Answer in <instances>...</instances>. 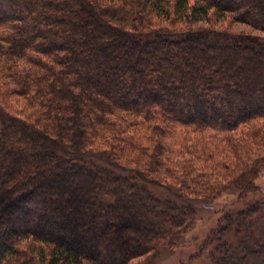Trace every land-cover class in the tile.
Returning <instances> with one entry per match:
<instances>
[{
    "label": "trees",
    "instance_id": "obj_1",
    "mask_svg": "<svg viewBox=\"0 0 264 264\" xmlns=\"http://www.w3.org/2000/svg\"><path fill=\"white\" fill-rule=\"evenodd\" d=\"M225 19L264 0H0V264H153L189 195L259 191L264 40ZM249 231L212 264H264Z\"/></svg>",
    "mask_w": 264,
    "mask_h": 264
},
{
    "label": "rangeland",
    "instance_id": "obj_2",
    "mask_svg": "<svg viewBox=\"0 0 264 264\" xmlns=\"http://www.w3.org/2000/svg\"><path fill=\"white\" fill-rule=\"evenodd\" d=\"M216 24L215 26L203 25L213 26L220 31L250 33L264 40V31L254 30L249 24L231 22L227 19L218 21ZM256 152L263 154L264 146H261ZM97 161L124 176H131L132 174ZM138 180L154 194L165 195L168 193L162 182L159 184L145 182L140 178ZM227 180L225 179L223 182ZM256 185L259 191L251 192L244 197H241V193L235 189L223 191L218 197L210 201L189 195L185 203L196 210L197 215L194 223L184 232L182 242L176 247L161 250L153 264H212V258L218 257L223 251H226L222 248L223 243L225 246L236 248L242 238L250 237V234L247 235L249 230L257 238L264 241V168L256 180ZM252 204H256L254 214L246 211ZM229 216H232L233 219L230 220ZM146 260L148 258L145 255L136 258V261Z\"/></svg>",
    "mask_w": 264,
    "mask_h": 264
}]
</instances>
